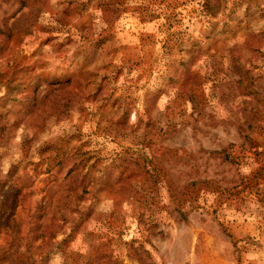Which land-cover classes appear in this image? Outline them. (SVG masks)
<instances>
[{
	"label": "rangeland",
	"instance_id": "1",
	"mask_svg": "<svg viewBox=\"0 0 264 264\" xmlns=\"http://www.w3.org/2000/svg\"><path fill=\"white\" fill-rule=\"evenodd\" d=\"M0 264H264V0H0Z\"/></svg>",
	"mask_w": 264,
	"mask_h": 264
}]
</instances>
